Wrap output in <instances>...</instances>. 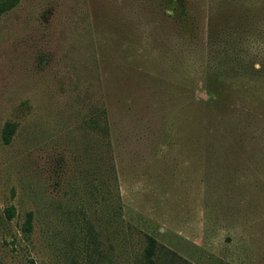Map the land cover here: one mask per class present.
<instances>
[{"label": "rangeland", "instance_id": "rangeland-1", "mask_svg": "<svg viewBox=\"0 0 264 264\" xmlns=\"http://www.w3.org/2000/svg\"><path fill=\"white\" fill-rule=\"evenodd\" d=\"M149 238L264 264V0H0V262L145 264Z\"/></svg>", "mask_w": 264, "mask_h": 264}, {"label": "trees", "instance_id": "trees-1", "mask_svg": "<svg viewBox=\"0 0 264 264\" xmlns=\"http://www.w3.org/2000/svg\"><path fill=\"white\" fill-rule=\"evenodd\" d=\"M10 134H11V130L7 129L5 131V139L6 140L9 138ZM30 220H31V213H28L25 224L23 226L24 231L30 230V227H31L30 226ZM153 253H154V240L152 238H149V244L147 245L145 252L143 254V258L146 259L145 264H152L151 258H152ZM0 264H2V263L0 262Z\"/></svg>", "mask_w": 264, "mask_h": 264}]
</instances>
